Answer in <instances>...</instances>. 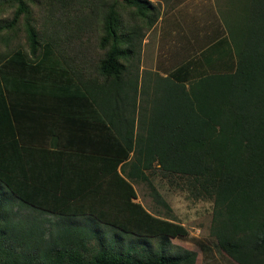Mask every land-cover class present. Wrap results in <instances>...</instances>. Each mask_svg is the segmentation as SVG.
Listing matches in <instances>:
<instances>
[{"label":"trees","instance_id":"1","mask_svg":"<svg viewBox=\"0 0 264 264\" xmlns=\"http://www.w3.org/2000/svg\"><path fill=\"white\" fill-rule=\"evenodd\" d=\"M223 1L219 12L233 44V69L185 83L159 77L165 84L141 86V94L154 92L150 100L140 99L151 110L146 128L134 132L133 123L111 120L106 111L120 149L113 157H96L21 147L9 87L31 91L40 74L46 75L42 83L54 82L57 94L88 93L92 103L98 92L119 86L125 92L127 62L139 66L143 39L162 15L161 5L0 0V185L17 207L7 209L0 197V264H196L195 252L171 243L187 235L184 226L132 201L133 184L142 182L169 208L150 179L155 173L182 180L195 199L212 202L210 234L230 260L264 264V0ZM236 2L252 8L245 24L227 16ZM7 10L11 17H4ZM10 68L18 72L10 76ZM152 239L158 240L154 247Z\"/></svg>","mask_w":264,"mask_h":264},{"label":"crops","instance_id":"2","mask_svg":"<svg viewBox=\"0 0 264 264\" xmlns=\"http://www.w3.org/2000/svg\"><path fill=\"white\" fill-rule=\"evenodd\" d=\"M206 1L187 0L170 11H162L156 25L146 33L140 67L147 72L148 85L155 83L154 76L173 77L185 83L200 75L230 71L235 66L223 19ZM6 72L12 76L18 70L10 68ZM36 77L38 85L31 84V91L22 84L9 87L8 105L16 140L21 147L57 151L65 156L81 153L96 157L117 155L120 141L111 135L104 118L108 110L114 121H124L123 117L132 114L131 108L124 103L123 91L118 93L121 86L114 93H96L98 102L92 103L88 93L57 94L49 90V82L42 83L45 80L39 74ZM153 94L152 91L142 93L146 100ZM110 96L113 98L111 104L104 101ZM148 107L139 105L137 128L140 126L143 131L151 115Z\"/></svg>","mask_w":264,"mask_h":264},{"label":"rangeland","instance_id":"3","mask_svg":"<svg viewBox=\"0 0 264 264\" xmlns=\"http://www.w3.org/2000/svg\"><path fill=\"white\" fill-rule=\"evenodd\" d=\"M34 1L35 2L41 1L42 3L43 0H34ZM152 1L156 4L162 3L160 4L162 5L163 8V9L161 8V11L168 10V7L172 3L175 6L177 5V2H172L173 0H169L168 3L166 2L167 0H152ZM184 1L187 0H182V1L180 0L181 3H183ZM192 1L196 3H202L205 0H192ZM206 2L209 3L210 6H214L217 12H219V8L221 7L223 8V6L219 7L220 3L225 4L223 0H220V2L218 0H208ZM243 4L244 3L236 2L234 5L229 6L227 9H229L230 13H228L227 16L228 15L232 16L233 19L245 24L248 13L252 12V8L251 11L249 12L247 6ZM262 10H263L262 7L259 6L258 4L257 11L260 12ZM41 12H42L41 8L38 7L36 8L35 6H32L33 14L38 16L41 14ZM5 13L6 14H4V17L7 18L11 17L10 16L11 13L8 10ZM244 31L246 34L245 27H244ZM94 34L95 36L96 35L99 36L100 31H96L95 33H93L92 34L93 38H95ZM228 40L230 43L232 56L234 58V61H236L235 53L233 51V44L231 43L229 38ZM131 62H132L131 60L127 62L128 66H130L129 67L130 74L128 75L129 78L128 77L125 78V80L128 81L129 83L123 85L126 86L127 90L122 93L123 96L125 97V101H124L125 105L131 108L132 114L130 112L128 114V117L131 114L129 122H131V124L133 123L134 132H135L139 120L140 99H143L144 97L142 94H140L141 93L140 88L141 86H145L147 83V78H146L147 72L141 70L140 67L141 61L139 62V66L136 62H133V65L131 64ZM56 68L58 67L56 66L54 69V67L52 66L51 71L54 72L58 80L63 81L58 76V74L63 75L62 72L60 71V69H58L57 71ZM40 76L42 77V75ZM51 76H53V73L51 74ZM44 77H42L43 80ZM154 78L156 79V81H158L155 84H159V83H161L160 85L165 84L164 81L162 82V79H160L159 77L154 76ZM60 81L59 82L56 81L55 83L60 84ZM135 81H137V83H135ZM36 84L38 85V82ZM134 84L135 86L137 85L136 87H138L139 90L138 94H136V92L134 91ZM49 90L55 91L54 82L51 84ZM101 91H103L102 88ZM103 92L108 93L106 92V90ZM120 92L121 91H119L118 93ZM128 117H123L124 118L123 120H128ZM111 135L114 136L112 131H111ZM150 179L169 208L167 209L166 207H163L161 204L153 200L151 195V190L145 183L142 182L133 184L136 197L132 201L135 203H139L149 213L164 219L168 218L174 220L176 223H179L180 225L186 228L187 235L185 237H178L171 239V243L176 247H183L185 249L195 252L197 254L196 264H235L221 251V249L217 245L216 239L210 234V227L212 223V202L210 200L195 199V197H193L186 189V184L183 183L182 180L180 179L171 178L169 180L166 177H162L159 173H155V175H153ZM107 191L110 192V189ZM0 197L4 200L7 209H10L12 206H15L14 209L16 210L17 207L13 202L14 200L13 196L10 194L7 188H5L2 185H0ZM65 220L67 222L75 223V219L69 218ZM157 241L158 240L156 239H152L151 245L154 247L157 244Z\"/></svg>","mask_w":264,"mask_h":264}]
</instances>
